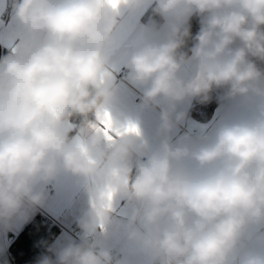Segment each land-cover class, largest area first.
<instances>
[{
	"label": "clouds",
	"instance_id": "1",
	"mask_svg": "<svg viewBox=\"0 0 264 264\" xmlns=\"http://www.w3.org/2000/svg\"><path fill=\"white\" fill-rule=\"evenodd\" d=\"M147 7L163 24L150 18L124 71L142 107L159 110L150 149L137 124L114 123L122 134L111 138L103 124L122 11ZM11 10L30 39L0 57V228L27 222L40 186L70 174L87 196L79 240L38 264H128L108 244L118 201L132 205L126 237L151 264H264V247L241 248L264 226V0H11ZM217 90L235 107L174 141L187 108ZM129 123L138 134L123 132Z\"/></svg>",
	"mask_w": 264,
	"mask_h": 264
},
{
	"label": "crops",
	"instance_id": "2",
	"mask_svg": "<svg viewBox=\"0 0 264 264\" xmlns=\"http://www.w3.org/2000/svg\"><path fill=\"white\" fill-rule=\"evenodd\" d=\"M150 18L156 22L157 26L163 24L162 18L153 16L151 7L137 10L124 9L114 33L115 43L109 50L110 70L117 84V91L109 109L114 123L122 125L130 121L137 124L147 141L149 149L155 143L159 110L143 108L141 105L142 90L124 79L122 73L128 54L144 42ZM29 39V35L12 19L11 0H0V44L7 50V54L22 50L28 44ZM195 102L193 101L191 106L187 108L188 118L174 130V141L185 133L191 134L194 138L202 136L235 107L231 103L226 107H219L214 119L210 123H204L195 120L191 116V109ZM40 187L45 193L43 207L54 217L55 220H52L62 230L55 241L54 247H57L58 250L69 238L78 241L80 230L77 226V220L87 207V196L78 186L76 178L70 174H60L52 182ZM131 208L132 205L126 202H117L114 224L108 234L109 247L113 252H120L122 258L128 264H151V261L142 253L135 251L134 246L127 240L124 225L127 223ZM32 216L33 214L30 219ZM30 219L24 223L14 222L10 231L0 228L1 252L10 244L8 234L12 233L15 240L18 232L24 228ZM74 227L78 228L75 236L67 231H72ZM255 245L264 247V226L250 228L241 244V248ZM47 255L55 259L54 252H50Z\"/></svg>",
	"mask_w": 264,
	"mask_h": 264
},
{
	"label": "trees",
	"instance_id": "3",
	"mask_svg": "<svg viewBox=\"0 0 264 264\" xmlns=\"http://www.w3.org/2000/svg\"><path fill=\"white\" fill-rule=\"evenodd\" d=\"M199 20L193 17L191 31L193 36L199 31ZM191 46V42L189 43ZM7 54V50L0 44V57ZM221 91L211 94L207 103L195 102L191 109V116L200 122L210 123L219 107H226L230 102L219 99ZM61 227L51 218L41 212H35L30 221L18 232L17 238L2 252L0 264H38V261L49 254L48 248L54 246L61 234Z\"/></svg>",
	"mask_w": 264,
	"mask_h": 264
},
{
	"label": "snow or ice",
	"instance_id": "4",
	"mask_svg": "<svg viewBox=\"0 0 264 264\" xmlns=\"http://www.w3.org/2000/svg\"><path fill=\"white\" fill-rule=\"evenodd\" d=\"M111 3L115 4L117 0H110ZM104 124V133L108 138H111V133H116V134H122L120 130H118L114 126V122L110 116V114L105 115V119L103 121ZM124 133H139V129L136 127V125L129 123L124 129Z\"/></svg>",
	"mask_w": 264,
	"mask_h": 264
},
{
	"label": "built area",
	"instance_id": "5",
	"mask_svg": "<svg viewBox=\"0 0 264 264\" xmlns=\"http://www.w3.org/2000/svg\"><path fill=\"white\" fill-rule=\"evenodd\" d=\"M125 71H123L122 73V77L125 79ZM41 212L43 213L44 215H46L47 217L51 218V219H54V217L48 212L45 210V208L42 206V207H38L37 210L35 212ZM55 220V219H54ZM78 230L77 227H74V229L72 231L70 230H67L70 234H72L73 236H75V232ZM113 254L117 257H122V254L118 251H114Z\"/></svg>",
	"mask_w": 264,
	"mask_h": 264
},
{
	"label": "water",
	"instance_id": "6",
	"mask_svg": "<svg viewBox=\"0 0 264 264\" xmlns=\"http://www.w3.org/2000/svg\"><path fill=\"white\" fill-rule=\"evenodd\" d=\"M8 241L9 243H12L14 241V235L12 233L8 234ZM2 255V252L0 251V257Z\"/></svg>",
	"mask_w": 264,
	"mask_h": 264
},
{
	"label": "rangeland",
	"instance_id": "7",
	"mask_svg": "<svg viewBox=\"0 0 264 264\" xmlns=\"http://www.w3.org/2000/svg\"><path fill=\"white\" fill-rule=\"evenodd\" d=\"M56 249H57V247H56ZM54 255H55V253H54Z\"/></svg>",
	"mask_w": 264,
	"mask_h": 264
}]
</instances>
